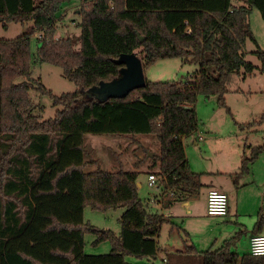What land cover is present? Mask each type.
I'll return each instance as SVG.
<instances>
[{
	"label": "trees",
	"instance_id": "1",
	"mask_svg": "<svg viewBox=\"0 0 264 264\" xmlns=\"http://www.w3.org/2000/svg\"><path fill=\"white\" fill-rule=\"evenodd\" d=\"M68 1L0 0V24L32 23L41 31L39 60L62 67L63 75L77 85L73 92L55 95L40 78L32 77L34 30L0 39V264H13L16 258L28 264H130L129 256L156 257L157 236L166 218L150 211L140 198L141 172H85V134L157 135L163 151L154 155L151 167L161 160L155 172L164 188L161 201L171 205L198 197L201 174L184 166L181 137L197 131L196 110L191 108L182 128L176 125L166 132L168 109L195 105L198 95L217 96L218 104L226 106L235 73L244 69L247 76L256 68L264 73V50L256 51L259 67L246 60L244 51L247 40L254 39L249 16L256 8L264 19V0H81L79 50L74 37H55V25ZM139 48L143 67L178 57L199 68L191 80L146 79L144 87L122 98L100 100L90 92L100 82L117 78L124 67L120 56ZM21 77L32 83L16 80ZM31 88L51 95L54 105L61 106L55 117L40 120ZM263 152L264 144L254 147L251 157L242 161V173ZM86 204L125 208L120 232L86 224ZM86 230L98 233L97 241L109 240L111 251L85 253ZM260 233L263 210L253 229V234ZM238 240L239 235L204 252L203 264H264V256L233 251Z\"/></svg>",
	"mask_w": 264,
	"mask_h": 264
},
{
	"label": "rangeland",
	"instance_id": "2",
	"mask_svg": "<svg viewBox=\"0 0 264 264\" xmlns=\"http://www.w3.org/2000/svg\"><path fill=\"white\" fill-rule=\"evenodd\" d=\"M80 4L81 0H69L64 3L60 17L55 25V37L63 38L68 35L74 37L77 50L81 47L78 39L80 27L77 25L80 20L77 12ZM249 23L254 39H248L244 46L245 58L259 67L260 60L256 51L259 49L264 50V19L258 9L253 8L249 16ZM34 28V25L30 22L25 24L11 22L7 26L0 24V39H15L23 33L32 32ZM37 37L33 33L31 40L32 77L40 78L46 88L55 95L75 91L77 89L76 83L63 75L62 67L39 60L38 51L41 44L38 42ZM136 53L143 58L141 48L136 50ZM198 68L197 64L183 62L178 57L165 58L144 67V75L147 80L152 82L186 81L187 79L191 80V75ZM244 71L242 69L240 73H235L232 76L229 92L226 94V106L218 104L217 96L207 98L204 95H198L193 107H195L199 119L198 130L201 137L206 139L205 142L203 140L198 145H195V136L185 137L184 134L181 135L185 160L190 164L192 170L205 172L202 175V182L207 185L208 180L226 179L221 174L213 175V172L228 169L229 164L227 162H233L236 157L238 159L244 156L251 157L252 152L248 146L253 145L255 147L264 144V73L259 68H256L253 74L245 76ZM16 80L28 82L31 79L21 77ZM30 83H32V80ZM30 95L37 106L34 112L41 115L40 120L55 117L57 110L61 109V106L57 107L54 105L52 96L47 93L43 94L31 88ZM227 107L230 108L231 112L227 111ZM175 108L171 107L167 111L166 132H169L171 127L176 125L182 128L185 124V118L189 115V106H185L182 110L178 109V111ZM255 121L256 123L252 124ZM251 124L252 126L249 127L248 125ZM178 136L180 137V135ZM84 146L86 163L83 170L85 172L95 171L99 168L108 171H117L121 168L128 171H134L135 169H141L140 171H142L154 165L155 161L152 159L154 156L150 157L151 153L160 155L163 151L161 141L153 133L124 135L87 133L84 137ZM135 165H138V167L134 168ZM156 166L159 167V162H156ZM254 168L257 183L253 184L251 175L248 177L246 175L243 180H240V184H242L249 178L250 182L246 186L239 185V188H236L235 182L237 178H235L234 183L227 179L225 183L229 184V186H222L228 194V203L231 206L230 212L234 213V207L238 204L243 206L246 196H248V199L255 198L260 200V205L264 207V152L259 157ZM139 181L142 182V186L139 187V196L144 204L147 206V203H149L148 206L152 211L160 212L161 205L152 201L159 194L157 187L148 185L145 173L140 174ZM206 187H203V191ZM262 190L263 193H261ZM124 211L125 208L123 207L97 209L90 204H86L84 221L97 230H112L115 233H119L121 230L120 218ZM199 218L203 220L190 218L187 221V228L189 227L194 240L196 237L199 238L198 234H201L200 225L205 230L204 227L206 225L217 226V221H222L220 220L221 217L215 219V221ZM242 219H246V217H242ZM180 234L184 237V233L180 232ZM84 237L85 253L105 254L111 251V242L109 240L97 241L98 233L95 231L86 230ZM198 242V249L205 251L206 248L202 245L203 243L199 244ZM244 246L243 243L240 244V241H237L236 249L238 251L244 250ZM217 247H219V244H216L215 248ZM127 259L135 260L132 257ZM186 261L191 264H203L202 254H189L187 257L182 258L183 263ZM12 262L13 264H28L19 258L13 259ZM138 264L146 263L145 261H139Z\"/></svg>",
	"mask_w": 264,
	"mask_h": 264
},
{
	"label": "crops",
	"instance_id": "3",
	"mask_svg": "<svg viewBox=\"0 0 264 264\" xmlns=\"http://www.w3.org/2000/svg\"><path fill=\"white\" fill-rule=\"evenodd\" d=\"M188 106L191 110V108L194 105H188ZM190 136H193V137L195 136L194 137L195 145H198L203 140L205 142L206 140L205 138L201 137V134L198 129L194 134ZM248 148L251 149V152H252V149L254 147L253 145H250L248 146ZM244 157H240L239 159L238 157H236V159H234L233 162H227L229 164V167L225 171L213 172V175L221 174L222 176H224V178H226L225 180H220V179L208 180V185H207L202 182V175L205 172L204 171L197 172L201 174V182L203 185L198 197H195V198L184 197L178 201H175L171 205L164 204L161 201V193L164 188H163V185H160L159 180H158L157 182L158 184L156 185V187L159 191V194L155 196V199L152 201L156 203L158 202L161 205L162 208H161L160 213H162L165 216L166 222H164L161 225L158 236H157V239H158L157 255L154 258H144V259H137V258L132 257L135 260L127 259L130 257L129 256L126 258L127 261L130 264H138L139 261H145L146 264H191L187 261L183 263L182 258L187 257V255L189 254H202L203 255V253L208 250H217L221 248L227 240H230L238 235H239L238 241H240V244L243 243L245 245L243 247L244 250H242L241 252L238 251L236 249L237 244L235 247L232 248V250L238 252L240 255L241 253L242 255L249 253L250 252V238L253 235V229L257 223L258 214L260 211L264 209L263 205H260L261 203L260 200H256L255 198L248 199V196H246V199L243 201V206H240L239 204L235 206L234 213L230 212L231 206H229V213L226 216L209 215L206 211L207 192L212 188L225 192V189H223L222 186L223 185L229 186V184L225 183L227 182L226 181L227 179L233 181L234 183L235 178H237L235 182L236 188H239V185L246 186L247 184H249L250 182L249 178L245 180L244 183L240 184L241 182L240 180L241 179L243 180L244 177H246V175L247 177L251 175L252 177L251 181H253V184L255 182L257 183V176L255 173L254 166L256 165L259 157L254 162L248 165V170L246 172L242 173V161ZM157 162H159V167L156 166L154 169L151 166H149L148 169H144L142 171H140L141 169H138V170L135 169V170L141 173H145L146 180L148 181L149 174L160 171L161 160L158 159ZM187 164L189 168L191 169L190 164L187 163V161L184 164V166L186 167ZM138 165H135L134 168L138 167ZM138 181H139V178H138ZM139 186L140 187L142 186V182L140 181H139ZM203 187H206L204 191H203ZM228 188H233V187H228ZM261 193H263V190ZM201 195H202V198H201ZM199 203H200V206H199ZM148 204L149 203H147L148 209L152 211L150 207L148 206ZM156 212H159V211H156ZM199 217L208 219L209 221H215V219L221 217L220 220L222 221H217L218 222L217 226L206 225L204 227L205 230H203V228L200 225L199 229L201 231V234H198L199 238L196 237L195 238L196 241H195L194 236L189 230V227L187 228V224H188L187 221L188 219L190 220V218L203 220V219H200ZM242 217H246V219H242ZM164 227H166V229L163 230ZM180 232L184 233V237L180 234ZM197 242L199 244L203 243L202 245H204L205 246L204 248H206L205 251L202 249H198ZM216 244H219V247L215 248Z\"/></svg>",
	"mask_w": 264,
	"mask_h": 264
},
{
	"label": "water",
	"instance_id": "4",
	"mask_svg": "<svg viewBox=\"0 0 264 264\" xmlns=\"http://www.w3.org/2000/svg\"><path fill=\"white\" fill-rule=\"evenodd\" d=\"M137 34L140 41L143 42L144 37L139 32ZM118 62L124 64V67L120 70L117 78L107 82L102 81L98 86L90 89V92L100 100H106L109 97H126L134 89L146 85L143 62L136 52L122 54ZM154 155L151 153L150 157Z\"/></svg>",
	"mask_w": 264,
	"mask_h": 264
},
{
	"label": "built area",
	"instance_id": "5",
	"mask_svg": "<svg viewBox=\"0 0 264 264\" xmlns=\"http://www.w3.org/2000/svg\"><path fill=\"white\" fill-rule=\"evenodd\" d=\"M34 30V35L41 37V31ZM149 186H156L158 178L155 173L149 174ZM206 211L209 215L226 216L229 213L228 194L218 189H210L206 196ZM170 215V214H168ZM250 253L264 256V233L253 234L250 238Z\"/></svg>",
	"mask_w": 264,
	"mask_h": 264
}]
</instances>
